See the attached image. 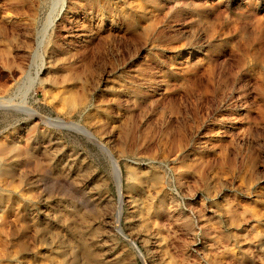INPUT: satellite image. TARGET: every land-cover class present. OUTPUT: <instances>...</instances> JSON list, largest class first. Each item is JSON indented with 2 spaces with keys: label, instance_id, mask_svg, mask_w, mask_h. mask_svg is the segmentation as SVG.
<instances>
[{
  "label": "rangeland",
  "instance_id": "rangeland-1",
  "mask_svg": "<svg viewBox=\"0 0 264 264\" xmlns=\"http://www.w3.org/2000/svg\"><path fill=\"white\" fill-rule=\"evenodd\" d=\"M0 264H264V0H0Z\"/></svg>",
  "mask_w": 264,
  "mask_h": 264
},
{
  "label": "bare ground",
  "instance_id": "bare-ground-1",
  "mask_svg": "<svg viewBox=\"0 0 264 264\" xmlns=\"http://www.w3.org/2000/svg\"><path fill=\"white\" fill-rule=\"evenodd\" d=\"M33 89V86L31 85L25 92V97H27V95H29L30 91ZM36 115V114H34ZM39 116V115H38ZM62 122V121H61ZM87 134V133H86ZM114 175H115V179H116V186H117V190L120 193L121 190V178H120V171L119 168L117 166L116 163H114Z\"/></svg>",
  "mask_w": 264,
  "mask_h": 264
}]
</instances>
